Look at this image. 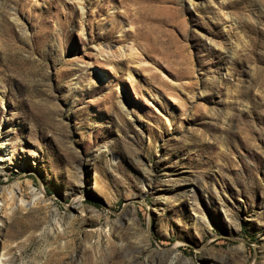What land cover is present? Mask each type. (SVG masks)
<instances>
[{"label": "rangeland", "instance_id": "obj_1", "mask_svg": "<svg viewBox=\"0 0 264 264\" xmlns=\"http://www.w3.org/2000/svg\"><path fill=\"white\" fill-rule=\"evenodd\" d=\"M6 149L0 264H264V0H0Z\"/></svg>", "mask_w": 264, "mask_h": 264}, {"label": "bare ground", "instance_id": "obj_2", "mask_svg": "<svg viewBox=\"0 0 264 264\" xmlns=\"http://www.w3.org/2000/svg\"><path fill=\"white\" fill-rule=\"evenodd\" d=\"M79 6H80V8L84 11V8L79 4ZM132 49L133 48H130V47H123V46H121V47H118V48H116L115 50H112V49H109L107 52V55L108 56H110V55H113V56H115V58H121V57H124V55L125 54H127L128 53V55L129 56H133V53H132ZM131 50V51H130ZM101 52V54H106L105 52L106 51H104V50H101L100 51ZM106 55V56H107ZM104 56V55H103ZM126 56V55H125ZM135 56V55H134ZM135 58V57H134ZM121 60V59H120ZM131 60H134V59H131ZM135 60H137L138 62H140V63H143L144 61H143V59H142V57L141 56H139V55H136V58H135ZM130 75V74H129ZM130 77V76H129ZM12 154V152H10V150H8V149H6V151H4V153L3 154H0V175H2V176H4L8 171H7V167H9V162H10V160H11V155ZM16 169H22V168H24L25 169V167L23 166V165H21V164H19V167H15ZM15 187L16 188H14V187H12V188H9V189H7L8 191H7V193H6V195H7V198H5V199H7L6 200V202L7 201H9V200H11V203L13 202V200H16L17 201V203H19V205H21L22 207H25L26 205H34L37 201H42V199H43V191H41L40 193H39V195H38V193L36 194V192H35V190L32 188V187H29L30 188V191H32V193H33V195L34 196H36V195H38V197H36V198H34V199H31V200H29V201H25L24 200V197H23V195L21 194L22 192H21V189H20V185L19 184H16L15 185ZM16 189H17V191L19 192V194H17L16 193V195H15V193H14V190L16 191ZM4 192V191H3ZM8 196H10V197H8ZM16 196V197H15ZM2 199V194L0 195V202L2 201L1 200ZM45 201V200H44ZM43 202V201H42ZM4 203V202H3ZM2 203V204H3ZM1 204V205H2ZM7 204V203H6ZM9 204V203H8ZM15 204V203H14ZM12 205V204H11ZM10 205V206H11ZM6 208V207H5ZM5 208H3V207H0V214H2V213H4V211L6 210Z\"/></svg>", "mask_w": 264, "mask_h": 264}]
</instances>
